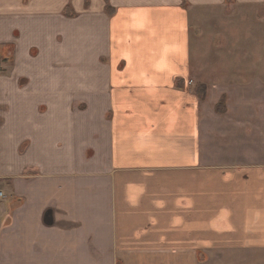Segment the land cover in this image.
Listing matches in <instances>:
<instances>
[{"label": "crops", "instance_id": "crops-1", "mask_svg": "<svg viewBox=\"0 0 264 264\" xmlns=\"http://www.w3.org/2000/svg\"><path fill=\"white\" fill-rule=\"evenodd\" d=\"M6 46L0 264H264V0H0Z\"/></svg>", "mask_w": 264, "mask_h": 264}, {"label": "rangeland", "instance_id": "rangeland-1", "mask_svg": "<svg viewBox=\"0 0 264 264\" xmlns=\"http://www.w3.org/2000/svg\"><path fill=\"white\" fill-rule=\"evenodd\" d=\"M110 9L108 8L107 11ZM10 67V58H9V48L6 46L0 50V72L2 74L9 73Z\"/></svg>", "mask_w": 264, "mask_h": 264}, {"label": "built area", "instance_id": "built-area-1", "mask_svg": "<svg viewBox=\"0 0 264 264\" xmlns=\"http://www.w3.org/2000/svg\"><path fill=\"white\" fill-rule=\"evenodd\" d=\"M0 196H1V194H0Z\"/></svg>", "mask_w": 264, "mask_h": 264}]
</instances>
